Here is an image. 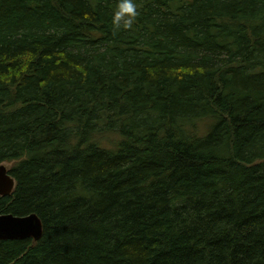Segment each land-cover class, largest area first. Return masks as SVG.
<instances>
[{"label": "trees", "instance_id": "16d2710c", "mask_svg": "<svg viewBox=\"0 0 264 264\" xmlns=\"http://www.w3.org/2000/svg\"><path fill=\"white\" fill-rule=\"evenodd\" d=\"M134 3L0 0V264H264V0Z\"/></svg>", "mask_w": 264, "mask_h": 264}, {"label": "water", "instance_id": "95a60500", "mask_svg": "<svg viewBox=\"0 0 264 264\" xmlns=\"http://www.w3.org/2000/svg\"><path fill=\"white\" fill-rule=\"evenodd\" d=\"M16 185L11 169L0 165V195L8 196L13 193ZM44 226L41 218L36 213L26 216L13 214L0 215V240H26L38 241L42 238Z\"/></svg>", "mask_w": 264, "mask_h": 264}, {"label": "clouds", "instance_id": "9594fccd", "mask_svg": "<svg viewBox=\"0 0 264 264\" xmlns=\"http://www.w3.org/2000/svg\"><path fill=\"white\" fill-rule=\"evenodd\" d=\"M136 16L137 9L134 0H118L117 8L113 13L112 19L114 33L122 27L124 29L131 28Z\"/></svg>", "mask_w": 264, "mask_h": 264}, {"label": "rangeland", "instance_id": "374dc122", "mask_svg": "<svg viewBox=\"0 0 264 264\" xmlns=\"http://www.w3.org/2000/svg\"><path fill=\"white\" fill-rule=\"evenodd\" d=\"M4 165H6L8 168H11V166L13 165V163H6Z\"/></svg>", "mask_w": 264, "mask_h": 264}]
</instances>
